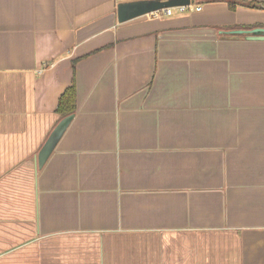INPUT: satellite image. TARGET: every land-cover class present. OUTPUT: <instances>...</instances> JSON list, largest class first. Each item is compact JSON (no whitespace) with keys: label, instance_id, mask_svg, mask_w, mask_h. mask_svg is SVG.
I'll return each instance as SVG.
<instances>
[{"label":"crops","instance_id":"1","mask_svg":"<svg viewBox=\"0 0 264 264\" xmlns=\"http://www.w3.org/2000/svg\"><path fill=\"white\" fill-rule=\"evenodd\" d=\"M142 1L0 0V264H264V0Z\"/></svg>","mask_w":264,"mask_h":264},{"label":"water","instance_id":"2","mask_svg":"<svg viewBox=\"0 0 264 264\" xmlns=\"http://www.w3.org/2000/svg\"><path fill=\"white\" fill-rule=\"evenodd\" d=\"M189 0H150L121 4L117 7V19L124 22L145 13L165 7H174L189 4ZM234 36H245L248 39H264V27H253L250 29H233L225 32ZM73 114L62 118L51 131L36 156L37 167H41L49 154L57 144L58 140L68 127Z\"/></svg>","mask_w":264,"mask_h":264},{"label":"trees","instance_id":"3","mask_svg":"<svg viewBox=\"0 0 264 264\" xmlns=\"http://www.w3.org/2000/svg\"><path fill=\"white\" fill-rule=\"evenodd\" d=\"M76 107V91L74 85L68 87L58 99L56 112L62 118L74 113Z\"/></svg>","mask_w":264,"mask_h":264},{"label":"built area","instance_id":"4","mask_svg":"<svg viewBox=\"0 0 264 264\" xmlns=\"http://www.w3.org/2000/svg\"><path fill=\"white\" fill-rule=\"evenodd\" d=\"M172 9H177L179 11H196L200 10L199 6H195L192 3L186 4V5H179L174 7H165L161 9H157L155 11H152L150 14L152 17H158V16H168L171 14Z\"/></svg>","mask_w":264,"mask_h":264}]
</instances>
